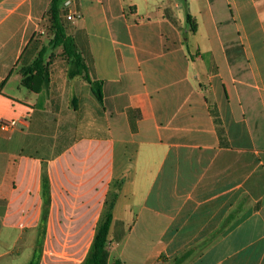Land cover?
Instances as JSON below:
<instances>
[{"label":"crops","instance_id":"crops-1","mask_svg":"<svg viewBox=\"0 0 264 264\" xmlns=\"http://www.w3.org/2000/svg\"><path fill=\"white\" fill-rule=\"evenodd\" d=\"M50 4L0 0V264H81L111 190L108 264H264V0H63L101 99L23 85Z\"/></svg>","mask_w":264,"mask_h":264},{"label":"trees","instance_id":"trees-1","mask_svg":"<svg viewBox=\"0 0 264 264\" xmlns=\"http://www.w3.org/2000/svg\"><path fill=\"white\" fill-rule=\"evenodd\" d=\"M63 0H51L50 8L47 16L50 22V31L53 33L45 48H41L36 57L27 65H22L19 72L23 75L22 83L24 86L29 85V76L36 74L41 79L48 76L47 64L44 62L45 49L50 46L52 48L61 47L62 55L67 57V60L75 66L76 70L71 75H83V78L90 83L94 94L101 99V85L99 82L92 81L85 72V65L82 61L80 53L76 51L74 40L69 36L62 22L61 16L64 12L62 9ZM190 19V18H188ZM52 29V30H51ZM117 198V191L111 190L108 192L104 202V210L97 223L95 236L88 251V254L81 264H108V229L112 220V209ZM33 264V263H32ZM112 264H120V261L115 260Z\"/></svg>","mask_w":264,"mask_h":264},{"label":"built area","instance_id":"built-area-1","mask_svg":"<svg viewBox=\"0 0 264 264\" xmlns=\"http://www.w3.org/2000/svg\"><path fill=\"white\" fill-rule=\"evenodd\" d=\"M79 15H74V14H67V19L69 20H73L75 17H78ZM12 124H14V121H11V122H4L2 123V126L3 127H8V126H11Z\"/></svg>","mask_w":264,"mask_h":264},{"label":"rangeland","instance_id":"rangeland-1","mask_svg":"<svg viewBox=\"0 0 264 264\" xmlns=\"http://www.w3.org/2000/svg\"><path fill=\"white\" fill-rule=\"evenodd\" d=\"M52 35H53V33H51V31L50 32L49 31L46 32V37H45V40H44L46 42V44L48 43V41H49L50 37H52Z\"/></svg>","mask_w":264,"mask_h":264}]
</instances>
